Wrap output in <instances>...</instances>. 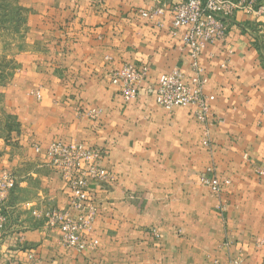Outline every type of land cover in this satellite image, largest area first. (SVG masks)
I'll list each match as a JSON object with an SVG mask.
<instances>
[{
  "label": "crops",
  "instance_id": "1",
  "mask_svg": "<svg viewBox=\"0 0 264 264\" xmlns=\"http://www.w3.org/2000/svg\"><path fill=\"white\" fill-rule=\"evenodd\" d=\"M21 3L28 51L3 89L14 128L0 140V165L17 185L4 207L0 264H264V176L256 173L264 164V16L237 12L225 41L197 58L218 120L205 128L189 109L155 102L161 74L192 75L186 30L171 33L170 12L142 18L152 0ZM125 64L149 68L128 100L108 79ZM206 129L211 150L202 145ZM52 142L105 151L100 166L114 181L87 186L93 249L64 248L57 229L31 215L69 211V191L46 159ZM208 167L230 182L220 198L199 183Z\"/></svg>",
  "mask_w": 264,
  "mask_h": 264
},
{
  "label": "built area",
  "instance_id": "2",
  "mask_svg": "<svg viewBox=\"0 0 264 264\" xmlns=\"http://www.w3.org/2000/svg\"><path fill=\"white\" fill-rule=\"evenodd\" d=\"M152 1L156 6L149 11H140V16L153 19L170 12L171 33L175 35L181 29L186 30L182 36V44L190 51L194 60L190 77H186L178 69H173L157 78L155 102L166 111L176 108L189 109L191 117L207 128L218 120L211 118L210 107L214 96L204 93L208 77L199 68L197 58L207 45L225 41L231 21L237 12L264 16V6L259 5V0H176L169 3H162V0ZM221 67L225 68L224 65ZM148 73L147 66L125 64L118 70L112 71L108 79L111 85L120 88L122 97L128 100L135 97L138 90L146 83ZM97 113L98 111L91 110L86 114L88 117H95ZM202 145L211 150L207 129L203 134ZM104 155L105 151L102 148L83 143L52 142L46 150L48 165L60 175L69 191V211L72 210L77 215L72 218L69 211L61 212L54 207L32 210L31 215L36 220L43 221L50 229H57L60 244L66 249L82 252L97 245L96 241L89 242L85 238V232L90 230L94 220L87 186L89 181H114L113 176L100 166ZM256 173L260 177L264 176V164ZM199 183L220 198L230 182L221 179L213 167H208L200 177ZM16 185L17 179L14 173L0 165V231L6 224L5 203ZM218 211L220 215L226 211L221 199ZM152 236L159 237L156 232H153ZM29 258L33 259V256ZM230 264H241V260H231Z\"/></svg>",
  "mask_w": 264,
  "mask_h": 264
},
{
  "label": "rangeland",
  "instance_id": "3",
  "mask_svg": "<svg viewBox=\"0 0 264 264\" xmlns=\"http://www.w3.org/2000/svg\"><path fill=\"white\" fill-rule=\"evenodd\" d=\"M27 10L21 0H0V140H8L14 128L3 101V89L17 74L26 44Z\"/></svg>",
  "mask_w": 264,
  "mask_h": 264
}]
</instances>
